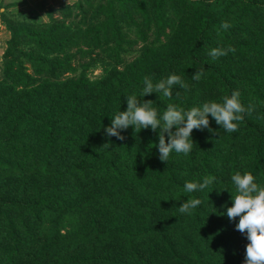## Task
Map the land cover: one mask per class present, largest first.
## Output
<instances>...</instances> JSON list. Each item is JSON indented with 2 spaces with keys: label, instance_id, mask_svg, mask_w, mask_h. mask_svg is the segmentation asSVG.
<instances>
[{
  "label": "trees",
  "instance_id": "1",
  "mask_svg": "<svg viewBox=\"0 0 264 264\" xmlns=\"http://www.w3.org/2000/svg\"><path fill=\"white\" fill-rule=\"evenodd\" d=\"M46 15H1L11 37L0 61V264H245L247 235L226 212L236 172L264 186V0H77ZM229 46L235 53L208 54ZM100 66L105 75L93 80ZM173 74L188 90L139 97L145 77ZM236 90L251 115L234 133L209 116L214 131L194 129L187 156L162 162L150 127L120 130L123 141L105 134L126 96L152 100L162 115L168 104L190 110ZM204 177L214 183L184 191ZM188 198L202 204L181 214ZM46 222L43 247L28 258Z\"/></svg>",
  "mask_w": 264,
  "mask_h": 264
},
{
  "label": "clouds",
  "instance_id": "2",
  "mask_svg": "<svg viewBox=\"0 0 264 264\" xmlns=\"http://www.w3.org/2000/svg\"><path fill=\"white\" fill-rule=\"evenodd\" d=\"M7 11L8 9L0 7V15ZM230 27L228 22L221 24V28L225 31ZM235 51L236 49L232 46L216 47L212 48L208 54L213 60H217ZM203 75L204 68L198 69L192 79L200 81ZM176 86L183 90L189 88L179 75H170L156 83L145 77L144 87L139 97L157 93L171 99ZM175 94L179 96L180 92ZM239 97L240 92L236 90L231 93V96H224L222 102L210 101L204 103L202 107H192L190 110L168 104L163 114L159 115L157 109L152 107L154 103L152 100L145 101L138 99L136 95H129L126 96V111H119L112 118L111 125L105 129V134L123 141L125 137L121 135L120 130H126L132 126L135 131L139 132L141 129L150 127L154 132H159V159L167 162L173 151L185 156L192 152L194 129L214 131L210 127L209 116L226 132H238L239 124L244 120V114L251 115L254 110L251 105L245 107ZM174 127L175 131H173ZM165 133L169 138L167 143ZM231 180L236 187L237 194L234 197L231 195L233 203L231 207H227L226 214L230 220L239 217L236 230L247 235L249 243L246 246L245 264H264V186L258 184L256 177L250 172L244 174L236 172L231 176ZM213 183L214 177H204L202 183L186 182L184 191L187 193L202 191ZM201 204L202 201L198 198H188L178 209L181 214L191 215L193 210Z\"/></svg>",
  "mask_w": 264,
  "mask_h": 264
},
{
  "label": "rangeland",
  "instance_id": "3",
  "mask_svg": "<svg viewBox=\"0 0 264 264\" xmlns=\"http://www.w3.org/2000/svg\"><path fill=\"white\" fill-rule=\"evenodd\" d=\"M8 4H12V2L10 0H0V7H4V6L8 5ZM8 12L13 13V12H18V11L16 10V8H13V9H9ZM37 14L36 15L38 16L40 21H44V22L48 21V18L46 17L44 12L43 13H37ZM0 19H1V15H0ZM143 46H144V44H139L136 47L137 51H136L135 54H133L131 57L128 58V61H127L128 63H131L132 61H134L140 55V50H141V48ZM104 75H105L104 68L102 66H100L97 70H95V72H93L92 78H93V80H99ZM7 186L9 188V190H10L9 191V195H8V199L10 201L18 200L20 198V187L18 185H14L11 182H8ZM35 186H36L35 184H32L31 187H30L29 194L31 196L34 193ZM48 228H49V224H48V222H46V224H45V226H44V228H43V230L41 232V236L39 237L38 242L32 245L33 247H32V249L30 251V254H29L28 258H30L32 255L37 254V253H39L41 251V248L43 247V241H44L45 235L47 234ZM62 228H63V230L70 229L71 225H70L69 221L65 222L63 224Z\"/></svg>",
  "mask_w": 264,
  "mask_h": 264
},
{
  "label": "crops",
  "instance_id": "4",
  "mask_svg": "<svg viewBox=\"0 0 264 264\" xmlns=\"http://www.w3.org/2000/svg\"><path fill=\"white\" fill-rule=\"evenodd\" d=\"M12 4H16V10L18 12L33 11L35 14L43 13L46 15V11L51 8H59L62 5L71 4L77 0H10ZM38 15V14H37ZM47 17V15H46ZM11 34L7 31L6 26L0 19V61L2 55L7 49V43L10 40Z\"/></svg>",
  "mask_w": 264,
  "mask_h": 264
}]
</instances>
